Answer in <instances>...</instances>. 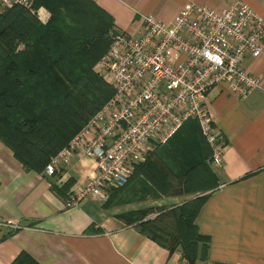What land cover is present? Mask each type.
Segmentation results:
<instances>
[{
  "label": "crops",
  "instance_id": "1",
  "mask_svg": "<svg viewBox=\"0 0 264 264\" xmlns=\"http://www.w3.org/2000/svg\"><path fill=\"white\" fill-rule=\"evenodd\" d=\"M92 1L113 17L115 32L138 36L141 15L172 25L189 4L220 11L239 0ZM240 1L264 17V0ZM245 67L261 77V88L244 100L233 98L224 86L211 89L207 97L226 149L223 166L212 167L219 186L196 219L200 233L210 239L207 258L198 264H264V52L248 57ZM204 142L210 149L200 133L180 131L155 151L153 160L166 162L181 177L199 159ZM96 171L93 158L77 153L53 177L28 172L0 142V264H12L21 253L39 264L181 263V251L171 254L122 217L151 209L154 219L193 199L182 194V180L175 178L174 191L164 196L143 175L134 176L123 191L112 189L105 204L88 199L66 208L70 194Z\"/></svg>",
  "mask_w": 264,
  "mask_h": 264
},
{
  "label": "built area",
  "instance_id": "2",
  "mask_svg": "<svg viewBox=\"0 0 264 264\" xmlns=\"http://www.w3.org/2000/svg\"><path fill=\"white\" fill-rule=\"evenodd\" d=\"M15 5L44 25L51 19L32 0H0V13ZM140 21L143 32L112 35L95 66L113 89L112 98L43 171L53 177L77 153L96 161V174L70 194L66 208L88 199L107 203L110 191L129 183L155 145L166 144L189 120L198 122L210 146L209 164L221 168L226 145L207 105L210 90L224 86L244 100L262 87L261 77L245 67L248 57L264 52V17L249 4L239 0L220 11L189 4L172 25L153 15H141ZM179 264L189 263L183 258Z\"/></svg>",
  "mask_w": 264,
  "mask_h": 264
},
{
  "label": "trees",
  "instance_id": "3",
  "mask_svg": "<svg viewBox=\"0 0 264 264\" xmlns=\"http://www.w3.org/2000/svg\"><path fill=\"white\" fill-rule=\"evenodd\" d=\"M33 7L51 13L46 25L19 5L0 13V142L26 171L43 173L114 94L95 66L109 49L115 23L92 0H33ZM196 122L187 121L178 132L194 130L201 136ZM164 145H155L133 177L143 175L164 196L174 191L177 178L182 194L194 198L154 219L151 209L122 218L171 254L181 251L189 264H198L207 258L210 239L200 233L196 219L219 186L211 152L204 142L199 159L177 177L166 162L153 160ZM12 264L39 263L21 253Z\"/></svg>",
  "mask_w": 264,
  "mask_h": 264
},
{
  "label": "rangeland",
  "instance_id": "4",
  "mask_svg": "<svg viewBox=\"0 0 264 264\" xmlns=\"http://www.w3.org/2000/svg\"><path fill=\"white\" fill-rule=\"evenodd\" d=\"M32 1H33V0H32ZM116 33H117V32L114 31V32L111 34V36L114 35V34H116ZM118 33H122V32H118Z\"/></svg>",
  "mask_w": 264,
  "mask_h": 264
}]
</instances>
